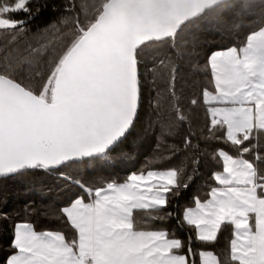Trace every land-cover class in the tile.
<instances>
[{"label": "snow or ice", "instance_id": "snow-or-ice-1", "mask_svg": "<svg viewBox=\"0 0 264 264\" xmlns=\"http://www.w3.org/2000/svg\"><path fill=\"white\" fill-rule=\"evenodd\" d=\"M45 6L0 0V180L62 200L0 195V264H264V0H63L33 29ZM202 27L232 38L204 64Z\"/></svg>", "mask_w": 264, "mask_h": 264}, {"label": "trees", "instance_id": "trees-1", "mask_svg": "<svg viewBox=\"0 0 264 264\" xmlns=\"http://www.w3.org/2000/svg\"><path fill=\"white\" fill-rule=\"evenodd\" d=\"M40 3L45 4L46 6L42 10L39 18L33 23V29L37 27H43L46 24L53 23L56 21L59 16V6L63 3V0H39ZM200 40V56L199 63L204 64L207 56L211 51L217 50L219 48H224L229 46L230 39L225 35L217 31H208L202 29L197 33ZM202 73L192 70L190 64H184L181 72L183 79L181 80L180 87L183 89L186 95L191 94L193 88L198 92L199 88L206 83L202 79ZM163 87V85H161ZM155 93L153 92V96ZM146 114L143 118L141 129L138 134H143L144 128L148 126L149 123V113L151 109L148 108L147 102L145 104ZM158 133L153 131L143 135V139L139 142H136L135 138L129 141V144L126 146L125 150H134L136 160L124 165L120 164L116 167L115 171L119 173L120 176H124L127 171H135L137 169H142L144 166L152 159L155 155L156 149V137ZM176 139L175 137L169 138L171 140ZM208 167L204 169L205 175H207ZM203 182L198 184L190 192L186 193L183 199L180 201L181 205L190 204L194 196L204 197V191H202ZM0 195L7 199L8 208H19L23 205L25 201L34 200L37 204L42 203H52L54 206L58 205L62 197L55 192L48 193L46 196H41L37 193H25L24 183L20 180H0ZM50 228L56 229L60 227L55 222H52L47 225Z\"/></svg>", "mask_w": 264, "mask_h": 264}]
</instances>
